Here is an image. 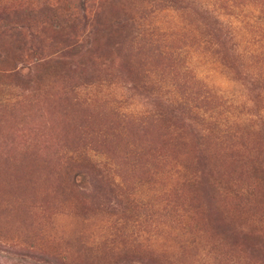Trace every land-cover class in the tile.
Returning <instances> with one entry per match:
<instances>
[{"label": "rangeland", "instance_id": "374dc122", "mask_svg": "<svg viewBox=\"0 0 264 264\" xmlns=\"http://www.w3.org/2000/svg\"><path fill=\"white\" fill-rule=\"evenodd\" d=\"M0 264H264V0H0Z\"/></svg>", "mask_w": 264, "mask_h": 264}, {"label": "trees", "instance_id": "16d2710c", "mask_svg": "<svg viewBox=\"0 0 264 264\" xmlns=\"http://www.w3.org/2000/svg\"><path fill=\"white\" fill-rule=\"evenodd\" d=\"M89 9H90L89 7H86V2H83L79 8V14L81 16H77L76 13H73L71 15L66 14V16H65L66 22L67 23L73 22V24L76 23L77 26H79L82 23H84V22H82V19H85V21H86L85 23H87L88 17H89L88 16L89 14L87 13V11H89Z\"/></svg>", "mask_w": 264, "mask_h": 264}]
</instances>
